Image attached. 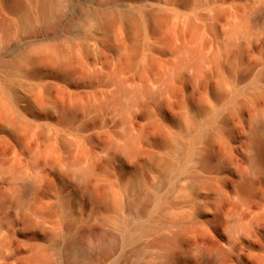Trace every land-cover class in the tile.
Returning <instances> with one entry per match:
<instances>
[{
	"label": "rangeland",
	"instance_id": "1",
	"mask_svg": "<svg viewBox=\"0 0 264 264\" xmlns=\"http://www.w3.org/2000/svg\"><path fill=\"white\" fill-rule=\"evenodd\" d=\"M42 3L0 0V264H264L263 1Z\"/></svg>",
	"mask_w": 264,
	"mask_h": 264
},
{
	"label": "bare ground",
	"instance_id": "2",
	"mask_svg": "<svg viewBox=\"0 0 264 264\" xmlns=\"http://www.w3.org/2000/svg\"><path fill=\"white\" fill-rule=\"evenodd\" d=\"M42 1H43L44 5H47L48 4L47 3V0H42ZM262 1L264 3V0H262ZM14 7H15L16 10H18V11L20 10V8H18L17 5H15ZM23 12L24 11H22V14L24 15ZM93 18L94 19H97L102 25L105 23L104 18L101 15H95L94 14L93 15ZM24 20H26V16L25 15H24ZM127 20H129V19H127ZM250 20L253 23H261V22L264 21V8L262 7V5H259L258 8L255 9V11L250 15ZM2 64L3 63H1V65ZM7 120L10 123H13L14 122L13 119H7ZM256 129L259 130V131H263L264 132V118L263 119H260L257 122V128ZM151 160H152V162L153 161H156L152 157H151ZM252 163L255 166H258V167H264L263 162H262V159L258 155V153H256V155H254V157L252 158ZM206 186H208V184H206ZM251 190H252V187H251V184H250V182L248 180H245L244 179V181L239 184V191L242 192L244 195L245 194L248 195L251 192ZM148 208H149L148 204L143 203L139 207V209L137 211V214L140 215V216H144L147 213ZM145 230H146V227L145 226L137 228V231H139V232H144ZM97 235L98 236L96 237V239H97L96 241L98 242V244L100 242V244L98 245V249L101 250V251H104V249L107 248L108 246H112V245L114 246V245H116V243L118 242V239L116 238V236L115 235H112L111 233H97ZM76 246H77V242L74 241V240H71L68 243V245H66L67 252H68V254H70V257H69V260H68L69 262H70V259H71L72 250L73 249H76ZM95 254H96V252H95ZM94 257H95V255H94ZM167 257L169 259H172V258L174 259V255H172V254H168ZM39 259H40V261L43 264L48 263V261L45 258H43V257H39ZM89 261H90V259H89ZM70 263H72V262H70ZM48 264H50V263H48ZM73 264H76V262L74 261Z\"/></svg>",
	"mask_w": 264,
	"mask_h": 264
}]
</instances>
